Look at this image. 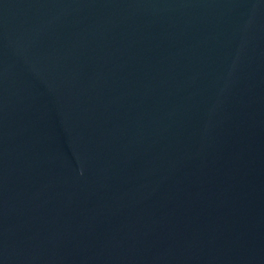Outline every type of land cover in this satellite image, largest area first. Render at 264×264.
<instances>
[{
	"label": "water",
	"instance_id": "95a60500",
	"mask_svg": "<svg viewBox=\"0 0 264 264\" xmlns=\"http://www.w3.org/2000/svg\"><path fill=\"white\" fill-rule=\"evenodd\" d=\"M0 264H264V0H0Z\"/></svg>",
	"mask_w": 264,
	"mask_h": 264
}]
</instances>
